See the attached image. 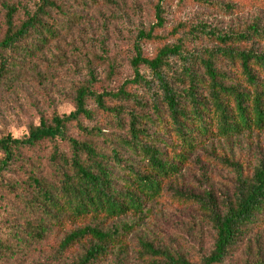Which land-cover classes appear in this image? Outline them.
Wrapping results in <instances>:
<instances>
[{
  "label": "trees",
  "instance_id": "obj_1",
  "mask_svg": "<svg viewBox=\"0 0 264 264\" xmlns=\"http://www.w3.org/2000/svg\"><path fill=\"white\" fill-rule=\"evenodd\" d=\"M25 1L0 2V99L28 66L40 77L45 52L87 24L66 10L76 0ZM164 1L153 25L136 27L132 74L117 89L98 90L89 64L73 112L0 139V264H101L113 255L123 264L131 252L143 264H236L242 248V264H264V155L250 166L217 144L264 134V25L164 34ZM187 2L234 9L178 0ZM165 205L188 218L166 243L149 237V219Z\"/></svg>",
  "mask_w": 264,
  "mask_h": 264
},
{
  "label": "rangeland",
  "instance_id": "obj_2",
  "mask_svg": "<svg viewBox=\"0 0 264 264\" xmlns=\"http://www.w3.org/2000/svg\"><path fill=\"white\" fill-rule=\"evenodd\" d=\"M217 1L225 6L233 5V11L229 13L217 5L205 6L194 2L179 5L178 0L164 1L162 5L167 11V23L162 33L168 34L174 27L181 25L195 27L203 23L222 32L237 30L254 22L264 25L263 0ZM25 2L33 6L36 0ZM157 3L158 0L67 1L66 10L85 18L87 24L78 25L68 35L64 33L62 40L55 42L45 52L36 64L40 77L32 72L33 66H28L14 89L3 91L0 99V139L8 134L21 139L27 136L29 125H40L42 117L48 121L55 114L63 116L73 112L76 87L88 79L89 64L97 71L98 90L117 89L132 74L131 59L137 34L135 29L140 25L149 28L155 23ZM101 42H105L104 50L101 49ZM203 46L211 47L207 41L203 42ZM155 50V45H144L146 56H153ZM110 67L114 70L112 75H109ZM217 144L225 149L232 148L250 166L264 155V134L255 133L233 143ZM3 217L0 214V220ZM187 220V216L174 206L165 205L162 212L149 219V237L169 242L181 233L180 228ZM132 221L131 218L121 219L116 222V226ZM129 235L130 242H135L137 232ZM204 240L207 242L208 238ZM245 257L247 253L242 248L233 261L242 264ZM114 260L113 255L101 264H114ZM123 264L143 263L138 262L131 252Z\"/></svg>",
  "mask_w": 264,
  "mask_h": 264
}]
</instances>
